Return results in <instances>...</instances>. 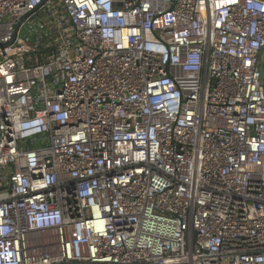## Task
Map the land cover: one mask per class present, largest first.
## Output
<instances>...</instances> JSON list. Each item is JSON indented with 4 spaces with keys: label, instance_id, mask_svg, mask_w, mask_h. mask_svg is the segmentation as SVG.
I'll list each match as a JSON object with an SVG mask.
<instances>
[{
    "label": "built area",
    "instance_id": "built-area-1",
    "mask_svg": "<svg viewBox=\"0 0 264 264\" xmlns=\"http://www.w3.org/2000/svg\"><path fill=\"white\" fill-rule=\"evenodd\" d=\"M0 264H264V0H0Z\"/></svg>",
    "mask_w": 264,
    "mask_h": 264
},
{
    "label": "water",
    "instance_id": "water-1",
    "mask_svg": "<svg viewBox=\"0 0 264 264\" xmlns=\"http://www.w3.org/2000/svg\"><path fill=\"white\" fill-rule=\"evenodd\" d=\"M7 172H10V170H8Z\"/></svg>",
    "mask_w": 264,
    "mask_h": 264
}]
</instances>
